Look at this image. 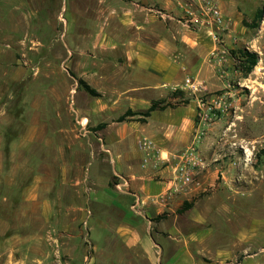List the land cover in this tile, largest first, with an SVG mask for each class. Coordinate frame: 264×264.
<instances>
[{
  "label": "crops",
  "instance_id": "0c3cea01",
  "mask_svg": "<svg viewBox=\"0 0 264 264\" xmlns=\"http://www.w3.org/2000/svg\"><path fill=\"white\" fill-rule=\"evenodd\" d=\"M215 1L226 29L191 21L174 0H4L5 56L14 59L7 82L33 77L38 85L29 97L31 89L21 90L19 110L18 94H6L3 135L18 140L3 147L11 154L4 178L22 180L20 216L65 219L53 238L65 264L78 221L86 264H264V247L254 246L264 231L254 233L236 195L220 196L224 173L208 132L197 143L202 164L193 182L176 180L178 157L199 125L184 79L208 92L224 85L211 53L232 50L247 31L241 0ZM153 103L160 108L144 115ZM18 119L17 132L9 124ZM140 137L154 148L139 149ZM210 212L215 224L206 227ZM238 213L246 217L239 224Z\"/></svg>",
  "mask_w": 264,
  "mask_h": 264
},
{
  "label": "rangeland",
  "instance_id": "374dc122",
  "mask_svg": "<svg viewBox=\"0 0 264 264\" xmlns=\"http://www.w3.org/2000/svg\"><path fill=\"white\" fill-rule=\"evenodd\" d=\"M240 6L243 10L242 23L247 27V31L237 37L232 50L227 48L220 62L221 80L224 81V85L208 92L205 96L210 103L212 99L221 100V105L210 110V120L204 127V135L208 132L212 140L211 145L219 148L218 162L215 163L221 167L224 177L220 175L217 181L221 182V185L225 184L226 187H222L224 191H220V196L224 193L236 195L234 205L239 210L247 209L246 217L254 220L252 227L255 233L259 229L264 231V0H241ZM259 9L263 11L261 20L257 17ZM4 14V0H0V112L4 109L3 105L9 89L18 94L15 109L19 110L20 106L17 104L20 101L21 90L31 89L27 93L29 97L38 86L37 80L33 77L23 83L7 82L5 72L10 71V61L14 59L5 56V52H9L11 48L5 45ZM17 45L21 44L17 43ZM17 50L19 52V46ZM242 50L257 53V63L250 71H247V63L240 52ZM33 61L36 62V59ZM60 81L63 97L65 83L68 82L64 71ZM62 118H64L63 114ZM4 119L5 116L0 115V150L2 151L0 154V264H60L59 258L62 264H65L64 259L67 254L63 251L58 254L55 249L56 241L53 240L58 231L67 226L65 219L51 218L47 219V224H42V219L20 216L22 180L19 177L16 179L13 175L11 181L7 182L9 184L5 182L3 173L5 161H9L11 154L8 150L5 155L3 147H8L10 142H16L18 137L3 135L6 127ZM9 126L17 132L22 128L19 119ZM35 160L34 157L33 163ZM211 192V190L205 191V193ZM237 217L238 224L241 218H246L244 214L239 213ZM206 219V227L213 225L212 212ZM75 225V236L71 239V244L76 248L72 252L71 264H86L83 247L88 240L85 239L83 225L81 226L79 221ZM247 225L249 227V224ZM60 239L61 244L67 243L65 236ZM254 246L264 247V239L257 243L254 240Z\"/></svg>",
  "mask_w": 264,
  "mask_h": 264
},
{
  "label": "built area",
  "instance_id": "2783aa9c",
  "mask_svg": "<svg viewBox=\"0 0 264 264\" xmlns=\"http://www.w3.org/2000/svg\"><path fill=\"white\" fill-rule=\"evenodd\" d=\"M182 7H186V12L191 21L199 25L208 27L212 31L216 29H226L229 25V19L225 17L219 5L215 0H174ZM214 38L216 35H213ZM224 51L214 50L211 56L217 58L220 63L225 56ZM183 88L190 93L196 95L197 107L199 110L198 128L193 135L190 143L179 155L178 163L175 168L176 180L182 184H190L193 182L194 171L202 164V158L197 150V143L204 135V127L210 120V110L215 107L219 108L221 100L212 99V102L205 98L208 89L204 83L198 79L187 76L183 82ZM211 104V105H210ZM137 146L143 151H150L154 148V142L148 137H140L137 140Z\"/></svg>",
  "mask_w": 264,
  "mask_h": 264
},
{
  "label": "trees",
  "instance_id": "16d2710c",
  "mask_svg": "<svg viewBox=\"0 0 264 264\" xmlns=\"http://www.w3.org/2000/svg\"><path fill=\"white\" fill-rule=\"evenodd\" d=\"M263 16V11L262 9L258 10L257 13V17L258 19H262ZM242 53V56L245 58V62L247 63V71H250L255 64L257 63V53L255 52H250L247 50H242L240 51ZM78 83L82 86V88L87 91L88 93H90L91 95H96V91H94L93 89H91L88 85H86L81 79L78 80ZM156 108H160L159 105L157 103H153L147 111H145L143 114L144 115H148L151 111H153ZM127 114H134L132 113L130 110L127 111ZM123 117H120V120H122ZM264 152V150H263Z\"/></svg>",
  "mask_w": 264,
  "mask_h": 264
},
{
  "label": "bare ground",
  "instance_id": "6f19581e",
  "mask_svg": "<svg viewBox=\"0 0 264 264\" xmlns=\"http://www.w3.org/2000/svg\"><path fill=\"white\" fill-rule=\"evenodd\" d=\"M82 122V121H81Z\"/></svg>",
  "mask_w": 264,
  "mask_h": 264
}]
</instances>
